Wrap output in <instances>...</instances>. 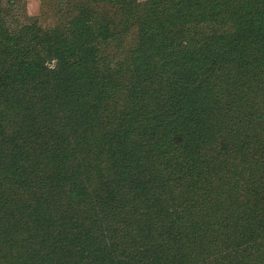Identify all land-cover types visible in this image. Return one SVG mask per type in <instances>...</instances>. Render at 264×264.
<instances>
[{
  "label": "rangeland",
  "instance_id": "rangeland-1",
  "mask_svg": "<svg viewBox=\"0 0 264 264\" xmlns=\"http://www.w3.org/2000/svg\"><path fill=\"white\" fill-rule=\"evenodd\" d=\"M19 2L28 23L40 24L48 33L57 29L59 20L51 12L43 15L55 1ZM187 12L196 20L154 26L147 32L149 40L191 41V27L209 38L238 33L241 22L213 27L217 22H202L206 16L200 10ZM116 15L118 22L111 27L134 28L125 13L121 21L118 12L110 13ZM178 26L183 32L176 36ZM122 30L114 37L100 25L93 39H127L124 46L131 47L138 39L136 28ZM256 33L257 28L245 30L253 40ZM111 47L92 55L88 71H75L74 86L89 90L93 105L82 98L70 107L58 108L54 100L40 104L33 99L50 86L25 84L13 75L17 71H0V264H151L148 248L160 253L153 264H169L170 243L191 239L192 231L203 240L200 254L205 260L231 249L228 240L238 231L227 234L222 212L234 211L225 207L232 205L225 199L215 202L217 193L210 202L217 182L213 168L219 176L231 166L226 173L240 184L239 204L250 198L244 178L250 189L262 183L258 168L264 161V69L239 56L210 66L205 54L188 49L178 54L163 42L152 50L150 61L130 65L120 55L122 49ZM48 63L55 66L56 59ZM119 66L122 71H114ZM101 75L106 85L98 83ZM147 76L156 81H145ZM224 93L239 100L238 95L251 97L252 105L238 113L235 105L228 107L237 114L226 118ZM24 125L29 130L22 131ZM231 133L242 139L229 140ZM203 174L211 186L202 183ZM177 215L185 217L181 223ZM260 239L264 249V236Z\"/></svg>",
  "mask_w": 264,
  "mask_h": 264
},
{
  "label": "trees",
  "instance_id": "trees-1",
  "mask_svg": "<svg viewBox=\"0 0 264 264\" xmlns=\"http://www.w3.org/2000/svg\"><path fill=\"white\" fill-rule=\"evenodd\" d=\"M53 1H55L54 8L43 10V15L46 16L51 12L59 21L55 22L54 27L57 29L48 33L40 24L27 22L29 17L23 15L19 0H0V66L2 65L0 71H17V73L12 72L13 75L25 84L50 86L49 89L43 90L41 95L33 99L40 104H47L54 100V103H58V108H61L62 105L70 107L78 105L77 101L82 98L83 101L84 99L88 100L86 102L88 105H93L90 100L91 92L74 86V75L75 71H88L91 65L94 64V61L91 60L92 55L104 52V47L108 45L113 46L111 51L122 49L123 52L120 55H124L130 65L150 61L153 57L152 50L163 42L165 48H177L178 54L184 53V49L197 50V52L205 54V60L209 62L207 65L211 63L210 66L218 62L229 63L236 56H239L242 62L248 61L249 64L260 65L264 69V0ZM151 2L153 5L148 7ZM188 9H198L205 13L206 17H201V21L212 20L217 22L213 27L221 24L229 25L232 21L241 22L236 28L237 35L231 34V37L228 35H212L209 38V34L198 31L197 27H191L189 28L191 33L188 35L195 36V39L191 41H189V37L183 38L179 44H174L173 41L168 40L159 42L149 40L147 32L154 26L164 24L173 26L182 22L195 21L196 19L188 18L190 12L185 13ZM114 11L118 12L120 21L125 13L127 15L125 21L133 22L132 25L136 28L134 32L138 34V39L131 44V47L130 44L124 46L129 41L127 39L124 41L112 40L110 42L93 39L92 33L100 25L104 26L107 34L114 37L122 35L123 28L134 30V28L131 29L124 25H122V28L120 27V30L114 28L116 25L111 27L112 23L118 22L116 21L117 15L110 16V13ZM20 24L23 27L19 28L18 25ZM14 25L17 27H14ZM32 25H37V28L32 29ZM247 28H257L256 40H253L251 36H246L245 30ZM178 30L176 36L183 32L180 27ZM156 31L158 32V29ZM245 37H248V41L243 40ZM170 40L172 39L170 38ZM184 40L186 42H183ZM214 53H216L215 57ZM109 55L106 54L107 57ZM53 59H56L55 66L48 63ZM110 60L113 61L114 59ZM6 64L9 67L6 68ZM114 71H122V66L114 69ZM224 76H229V73L223 75L222 79L226 78ZM146 80L151 84L156 81L149 78V76L145 77ZM106 81L105 75H101L98 83L106 85ZM3 86H6V83ZM250 92L248 91V94ZM238 96L241 98L240 100L232 98L226 93L222 94V97H225V106H227L225 109L226 118H231L239 110H246L247 105H252L250 103L251 97ZM255 97L256 92L252 91V98ZM6 101L11 103V99H6ZM234 105L237 113L228 109V107L233 109ZM20 114L16 113V116ZM242 116L243 114H238L237 120H242ZM30 125H24L21 130H29ZM38 131L47 135L46 130L43 131L40 128ZM232 135L233 137H228L229 140L242 139V137ZM224 148L226 149L227 146ZM244 156V159H246L248 155L244 154ZM170 158L174 159L173 157ZM254 158L255 156L252 157V159ZM218 170L217 167L213 168V180L215 182L217 179V182L213 186L210 202H212V194L217 193L218 199L215 202L223 204L224 199L229 201L232 205L225 207L229 208L230 211H234V213L238 212L237 215L241 217L236 218V213L234 216V213H229V211L222 212L223 223L230 226L225 227V231H229L227 234L230 236L233 231H238L237 236L233 237L231 235V240H228L231 249H228L226 254H220L213 260H205V256L200 254L205 249L203 240L192 231L189 234L191 239H184L185 241L177 239L170 243L172 254L169 250L166 251L169 264L171 262H174L173 264H264V249L261 247V241L263 240L260 239L264 236V195L261 196L264 189V161L259 162L258 176L262 181L259 186L252 184L251 189L248 188L250 184L244 178L245 188L250 194V198L248 202L242 201L240 204L238 203L241 191L240 184L239 182L234 184L232 174L226 173V171L232 170L231 166L225 168L219 176H217ZM208 175H210V171ZM206 176V174H203L200 177L204 180L202 183L211 186L210 177L205 179ZM184 212L188 214L187 209ZM174 218L177 223H181L185 217L177 215ZM146 254L150 257L153 256L151 257L153 259V261H150L151 264L157 261L154 256L160 255L158 251L149 248ZM197 257L200 258L199 261H196Z\"/></svg>",
  "mask_w": 264,
  "mask_h": 264
}]
</instances>
